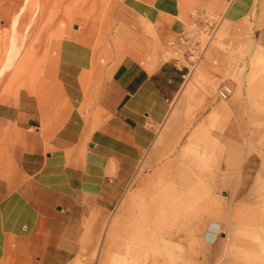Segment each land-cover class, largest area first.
Masks as SVG:
<instances>
[{"label": "crops", "instance_id": "crops-1", "mask_svg": "<svg viewBox=\"0 0 264 264\" xmlns=\"http://www.w3.org/2000/svg\"><path fill=\"white\" fill-rule=\"evenodd\" d=\"M205 1L126 0L105 26L110 37L118 32V47L96 49L105 27L93 40L72 26L40 47L24 78L14 72L0 89V264H74L79 250L89 258L97 246L104 264L102 249L116 247L121 215L137 195L143 157L176 121L206 126L209 144L183 146L205 155L192 158L188 180H235L242 153L264 155V0L226 2L219 28L226 50L208 49L189 78L174 62L154 63L155 47L168 50ZM223 87L232 91L228 100L218 97ZM186 200L165 227L180 235L210 219L203 243H217L221 215H187L196 206ZM209 226L219 237L206 236Z\"/></svg>", "mask_w": 264, "mask_h": 264}, {"label": "rangeland", "instance_id": "rangeland-1", "mask_svg": "<svg viewBox=\"0 0 264 264\" xmlns=\"http://www.w3.org/2000/svg\"><path fill=\"white\" fill-rule=\"evenodd\" d=\"M125 1L0 0V89L11 80L27 50L32 51L30 71L37 60L35 54L50 37H64V31L74 32L72 26L78 25L79 33L90 32L94 40L99 30L110 22L109 18L121 11ZM228 1L223 0V6L217 7L220 0H207L190 11L189 15L202 24L216 26L214 39L207 50H226L219 28ZM67 12L72 16L68 19L71 21L66 19ZM102 30L96 41L97 50L105 49ZM107 54L108 62L116 63L117 52L113 50ZM167 61H172L170 52L162 46L155 47L154 63ZM244 70L245 67L240 68L234 75L239 85ZM23 72L20 76L24 78ZM181 116L179 114L178 118ZM205 127L204 122L198 128L193 122L179 120L166 129L165 135L164 131L157 135L133 178L132 187L137 188V195L121 213L118 225L121 231L113 240L116 247L107 251L102 249L100 256L106 257L104 264H264V155L261 153H242V168L235 173V180L201 183L198 194L190 201L191 208L196 207L184 210L187 215L200 213L206 218L216 209L217 218L221 215L225 225L217 243L204 244L200 232L190 235L191 226L179 235L177 230L169 231L163 223L167 216L173 220L181 217L183 210L180 212L178 206L183 194L178 190L181 186L172 181L178 180L180 175L181 180H188L183 174L191 168L192 158L205 156L193 152V148H183L186 144H209L203 134ZM244 140L245 144H250L252 138ZM183 149L188 151L178 152ZM198 167L203 168V165ZM193 235L194 240H191ZM103 236L104 233L99 234V242ZM86 257V251L79 250L74 264H87V261L88 264H99V247Z\"/></svg>", "mask_w": 264, "mask_h": 264}, {"label": "built area", "instance_id": "built-area-1", "mask_svg": "<svg viewBox=\"0 0 264 264\" xmlns=\"http://www.w3.org/2000/svg\"><path fill=\"white\" fill-rule=\"evenodd\" d=\"M216 26L212 24L201 23L197 18H193V22L171 41L168 46V51L172 56V61L175 66L186 69V74L183 78H189L198 66L201 65L205 58L207 47L214 39ZM206 38H204V37ZM231 89L223 87L218 90V97L221 100H228L231 96ZM212 236L213 239L220 235L218 229L206 230V236Z\"/></svg>", "mask_w": 264, "mask_h": 264}, {"label": "bare ground", "instance_id": "bare-ground-1", "mask_svg": "<svg viewBox=\"0 0 264 264\" xmlns=\"http://www.w3.org/2000/svg\"><path fill=\"white\" fill-rule=\"evenodd\" d=\"M43 9H44V7H43ZM111 33H112L111 27H105L101 32V35H103L101 38L103 39V42L105 45V50L109 49V48L111 49V47L112 48L118 47L121 44L120 40H119L118 32H117V34L115 33L114 35H112V37H110ZM30 55H31L30 50H27L25 55L22 57V59L20 60V62L16 66V70H15L16 74L22 72L29 65ZM156 149H158V148H156ZM204 182L206 184H209L210 182H212V180H187V179H185V180H174V181H172V183H177V184H179V186H181L179 192H180V194H183L184 199L187 198V200H186L187 205H191L190 201L192 199L194 200V197L199 192V189H200L199 187H200L201 183H204ZM155 184H157V183H155ZM87 188H88V186H87ZM207 191H208V189H207ZM248 216H249V218H251L250 214ZM248 216H246V217H248ZM210 221H211L210 219L200 220V222H198V224H196V227H193L190 230L189 234L191 235V233H196V232L202 233V231L210 223ZM213 228L215 229V227H213ZM221 234H223V233H221ZM191 240H194V235L191 238Z\"/></svg>", "mask_w": 264, "mask_h": 264}, {"label": "clouds", "instance_id": "clouds-1", "mask_svg": "<svg viewBox=\"0 0 264 264\" xmlns=\"http://www.w3.org/2000/svg\"><path fill=\"white\" fill-rule=\"evenodd\" d=\"M207 229H209V227Z\"/></svg>", "mask_w": 264, "mask_h": 264}]
</instances>
